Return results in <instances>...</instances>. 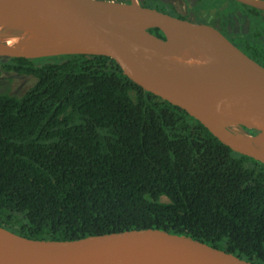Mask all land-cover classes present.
Here are the masks:
<instances>
[{"label": "trees", "instance_id": "16d2710c", "mask_svg": "<svg viewBox=\"0 0 264 264\" xmlns=\"http://www.w3.org/2000/svg\"><path fill=\"white\" fill-rule=\"evenodd\" d=\"M246 8L257 41L260 12ZM4 72L36 81L0 92L1 226L59 240L159 228L264 261L262 162L99 58H12Z\"/></svg>", "mask_w": 264, "mask_h": 264}, {"label": "water", "instance_id": "95a60500", "mask_svg": "<svg viewBox=\"0 0 264 264\" xmlns=\"http://www.w3.org/2000/svg\"><path fill=\"white\" fill-rule=\"evenodd\" d=\"M237 1L264 10V0ZM8 5L22 27L0 38V61L62 54L99 58L144 90L184 109L232 150L264 164V63L218 28L136 0H9ZM98 18L137 26L146 36L116 31ZM170 57L192 65L202 85L185 88ZM0 264L264 261L159 228L59 240L26 237L0 225Z\"/></svg>", "mask_w": 264, "mask_h": 264}, {"label": "flooded vegetation", "instance_id": "af4514ba", "mask_svg": "<svg viewBox=\"0 0 264 264\" xmlns=\"http://www.w3.org/2000/svg\"><path fill=\"white\" fill-rule=\"evenodd\" d=\"M128 1V0H127ZM143 2L144 0H138ZM166 3L168 10L175 15H180L208 23L218 28L235 44L249 51L264 46V10L260 12L262 23L257 24L260 30L259 39L256 41L249 35L256 30L253 28V17L246 6H251L237 0H159ZM246 5V6H244ZM253 7V6H251ZM257 58V57H256ZM264 63V57L257 58Z\"/></svg>", "mask_w": 264, "mask_h": 264}, {"label": "bare ground", "instance_id": "6f19581e", "mask_svg": "<svg viewBox=\"0 0 264 264\" xmlns=\"http://www.w3.org/2000/svg\"><path fill=\"white\" fill-rule=\"evenodd\" d=\"M9 0H0V13L7 16V18H1L0 15V38L6 34L13 33L21 29L22 24L18 23L19 20L17 16L11 11L8 3ZM2 19V21H1ZM104 24L109 25L116 31L127 33L130 35L137 36H146L143 30L139 29L137 26L123 25L118 22L98 18ZM171 65L177 76L182 80L183 86L187 89H193L198 86H201L203 81L201 80L200 75L194 69L192 65H183L177 58L170 57Z\"/></svg>", "mask_w": 264, "mask_h": 264}, {"label": "rangeland", "instance_id": "374dc122", "mask_svg": "<svg viewBox=\"0 0 264 264\" xmlns=\"http://www.w3.org/2000/svg\"><path fill=\"white\" fill-rule=\"evenodd\" d=\"M166 11H169V10L166 9ZM0 15H2L1 17L2 19L7 18V16L2 13H0ZM18 23H21V22L18 20L17 24ZM9 78H11V81L9 80ZM35 81H36V78L33 76L4 72L3 78L0 81V92L10 93V94H15V95H22L30 88V86L34 84Z\"/></svg>", "mask_w": 264, "mask_h": 264}]
</instances>
